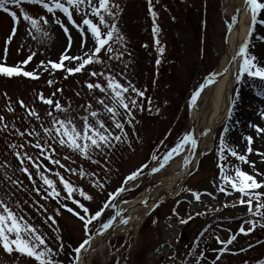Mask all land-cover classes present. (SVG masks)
<instances>
[{
  "label": "rangeland",
  "instance_id": "obj_1",
  "mask_svg": "<svg viewBox=\"0 0 264 264\" xmlns=\"http://www.w3.org/2000/svg\"><path fill=\"white\" fill-rule=\"evenodd\" d=\"M110 2L119 8L112 9L116 13L114 19L106 16V20L116 24L124 39L110 42L113 52L102 49L98 54L101 62L85 65L77 73H68L63 68L53 70L48 61L57 62L61 54L79 55L87 50L93 43L90 33L82 38L60 11L57 10L54 16L41 6L24 0L20 7L34 18L45 17L48 23L40 21L42 31L36 32L23 20L20 8L9 4L10 11L17 13L19 22L15 24L16 33L7 44L5 55V41L14 22L8 13L0 10V57H3L0 63L6 66L20 64L24 70L38 73L37 78L0 75V117L3 118L0 120V202L43 235L46 244L55 253L52 259L57 264H75L77 253L74 249L97 232L102 223L112 218L113 208L118 201L138 198L145 189L156 186L180 168L185 150L154 174L150 173V168L156 164L151 159L152 154L162 158L187 133L193 106L189 104L192 93L204 77L215 72L220 65L227 50L232 12L237 9L236 0H152L158 27L154 35L148 0ZM82 10H86L84 6ZM71 11L73 19L81 23L82 13H77L75 9ZM87 11L88 18L98 23V18L92 16L90 10ZM57 18L68 28L67 34L55 22ZM256 25L264 29V23L258 22ZM256 25L248 39V52L264 66V35L258 33ZM44 32L48 35L44 36ZM68 36H71L70 47ZM82 39L87 41L84 48H81ZM158 47H163L162 53L158 52ZM32 53H35L32 60L23 65L21 62ZM64 63L68 64V61ZM75 63L72 62L73 65ZM92 72L98 75L92 76ZM109 75L119 83L125 86L131 83L145 93L144 97H136L131 89L125 93L126 97L136 98L143 109H132L131 123L124 109H118L116 119L123 123V131L115 127L111 114L104 107V104L112 106L111 90L102 92L98 88L90 90L87 87L89 83H99L107 88L105 77ZM260 91L246 75L239 83L235 81L229 106L231 111L228 110L223 122L216 128L211 149L202 154L197 167L176 194L166 196L151 210L137 235L136 231H130L126 237H109L103 252L106 259L102 260L99 253H94L89 264H258L264 261V227L261 226L264 219L249 214L247 205L239 203L240 194L225 186L220 179L219 166L228 165L229 174H234L231 170L234 166L250 174H253L252 169L248 163H241L231 156L227 149L223 161L218 154L223 136L229 147L247 155L249 161L255 162V168L264 172V159L258 154L264 153V132L258 133L254 127L264 129V95H258ZM41 94L45 100L59 102L61 110L41 100ZM100 100L104 104L99 103ZM20 101H23L24 107ZM211 103L208 98L199 99L198 123L204 114L207 113L209 117ZM9 108L12 110L9 111ZM33 110L36 115L29 114ZM93 111L98 113L95 118L90 115ZM85 116L93 125L96 119L103 121L108 130L121 139H112L110 144L100 148L90 147L87 156L74 151L67 144L60 145V137L55 132L59 125L53 124L54 118L70 120L82 133V117ZM44 129L52 131L45 133ZM197 129L201 131L200 124ZM248 136L252 137V153L247 152ZM64 139L67 140V137ZM37 143L41 145L43 154L41 148L34 146ZM47 157L59 160L65 167L51 163ZM144 164L149 167L124 185L125 177ZM37 166L39 172L55 182L60 192L59 198L48 196L47 185L40 179ZM23 168L28 171H23ZM81 169L85 172L83 177L79 175ZM55 172L92 197L85 200L78 192L73 193V199L89 209V216L108 205L102 216L89 225L87 235L83 221L61 206L67 205L84 215L72 200L66 199L67 193ZM122 185L126 190L110 198L109 194L116 193ZM221 187H226V191H220ZM257 191L264 192V187ZM193 193H198L200 199L197 200ZM193 203L198 205L196 211ZM48 217H52L56 223L53 224ZM162 220L175 221L178 233L167 242L169 248L166 255L149 258L150 253L165 243L160 225ZM181 220L185 222L181 223ZM249 220L256 221L255 228L247 234L241 233V226L246 230L251 227L247 223ZM232 235L236 239L228 245L229 250L220 253L218 250L223 245L218 238L227 240ZM0 264L38 262L16 251L8 253L0 247Z\"/></svg>",
  "mask_w": 264,
  "mask_h": 264
},
{
  "label": "snow or ice",
  "instance_id": "obj_2",
  "mask_svg": "<svg viewBox=\"0 0 264 264\" xmlns=\"http://www.w3.org/2000/svg\"><path fill=\"white\" fill-rule=\"evenodd\" d=\"M23 2L24 0H0V10H3L5 13H8L12 21L14 22V26L11 30V33L5 41V55L7 53V44L11 42L12 37L16 33L15 24L19 22L17 13L15 11H10L8 7L9 4L20 8V13L23 20L26 21L32 29H35L36 32L42 31L40 21H43L44 24L48 23V20L45 17L41 16L39 17V19L34 18L31 14H29L22 7H20ZM26 2L39 5L48 13H52L54 16L57 10L60 11L65 17H67L68 22L78 30L82 38L86 35V33L91 34L93 43L91 47L87 48V50L82 51L79 55L61 54L57 62L48 61L51 66V69L53 70L63 68L68 73L80 72L82 69H84L85 65H88L93 62H101L99 60L98 54L101 52L102 49H105L109 53L113 52V48L110 42L114 40L122 41L124 39L123 36L119 34L116 24L109 22V20H106V16L114 19L116 13H114L112 9L119 8L118 5L111 3L110 0H63V2L62 0H26ZM148 3L149 13L153 17V34L155 35L158 31V27L155 24L156 13L152 10V0H148ZM82 6H84V9L86 10H82ZM72 9H75L77 13H82L83 19L81 23L78 24L73 19L71 11ZM244 9L250 13L251 22L248 26V36L251 37L252 32L254 31V26L257 23V17L261 13V10H264V0H244ZM87 10H90V14L92 16L98 18V23H95L92 19L88 18L89 11ZM239 11L240 9H237V12ZM55 22L61 26V28L66 34L68 33V28L65 27V25L59 18H57ZM236 22L237 17L233 16L232 23L228 26L229 32L231 31L232 24H235ZM260 23H264V20H261ZM84 26H86V28ZM101 26H103L106 31H103ZM29 34H31V32ZM43 34L44 36L48 35L47 32H44ZM86 43L87 41L82 39L81 48H84ZM156 43L157 45H159L158 40L156 41ZM248 44L249 40L246 38L245 41L238 46V51L229 62L231 64V62L235 61L237 57L241 59V62L238 66V70L234 74V79L236 82L239 83L246 75L249 80H252L254 82V86L261 89V91L258 92V95H264V66L256 62L255 56L249 54ZM70 45L71 36H68V47H70ZM157 50L158 52L162 53L163 47H158ZM34 55L35 53H32V55H29L21 63L23 65H27L29 61L32 60ZM2 59L3 57H0V60ZM65 61H68V64H65ZM73 61H76L74 65L72 64ZM158 63L159 60H157V64ZM43 64L44 62L41 61V65ZM227 71L228 69L225 68L223 72H212L206 75L204 77L203 82L192 93L191 100L189 102L190 106L197 103L202 91L208 85L215 83L216 78L218 76H222ZM0 75H3L5 77L21 75L24 77L31 78L38 77V73H36L35 71H26L20 66V64L14 66H6L5 63H0ZM91 75L96 76L98 74L92 72ZM101 75L103 74L101 73ZM105 79L107 80V88L102 87L99 83H89L87 87L90 90L93 88H98L102 92H106L109 89L111 90V107H109L107 104H104L103 100H100L98 102L104 104L106 111L111 114L112 122L114 123L115 127L123 131V123L119 122L116 119L118 115V109H124L126 116L129 117V123H131L130 118L132 117V109H143V105L139 104L136 98L131 96L126 97L125 93H128L129 89H131V92L134 93L136 97H144L145 93L144 91L135 88L133 85H131V83H129L127 86L119 83L114 77L110 75L106 76ZM256 81H259V83L256 84ZM49 83L51 84L52 81H49ZM57 91L60 90L57 89ZM39 98L49 105L54 104V107L57 110H61V104L59 102H54L52 99L45 100L42 94ZM148 103L149 105H151L150 98H148ZM20 104L22 107L25 106L23 101H20ZM89 107L91 106L89 105ZM11 110L12 109L9 108V111ZM230 111L231 109H229V112ZM29 114L36 115L34 110L30 111ZM48 115L51 116V113H48ZM90 115L95 118L98 116V113L93 111L90 113ZM2 119L3 118L0 117V120ZM37 119H39L38 116ZM82 119L84 121V124L83 132L81 133L77 130L74 125H72V122L70 120L66 121L54 118L53 124L59 125V127L55 128V132L60 137V145L63 146L67 144L69 148L73 149L74 151H79V153L83 156H87L90 147L94 146L96 148H100L102 145L110 144V141L112 139H115L117 141L121 139L120 136H114L105 126L103 121L96 119L95 125H93L88 122L87 116L82 117ZM69 125L72 126L69 127ZM254 127H256V131L258 133L264 132V129L260 128L259 126L254 125ZM44 131L45 133H50L52 129H44ZM124 135L126 136L127 134L125 133ZM64 137H67V140H65ZM246 139L249 145V147L247 148V152L252 153V137L248 136L246 137ZM79 141H83V143H80ZM189 144L191 145L192 149H195L197 141L193 138L191 133H185L183 137L176 141L175 145L171 149L167 150L164 153L162 158H158L157 155L153 153L151 159L153 161H156V164L150 168V173L154 174L163 169L175 155H179L185 150V145ZM34 146L37 148H41V145L39 143L35 144ZM225 149H227L228 153L231 156L235 157L237 160H239L241 163H248L252 169L253 174H250L248 171L243 170L239 166H234L231 169L234 174H229V166L221 164L219 166L220 179L223 181L225 186H230V189L232 191L240 194L239 203L241 205H247V211L249 214L253 216H260L262 219H264V212H262V209H264V192L257 191L258 189L264 187V179H257V177H264V172H260L259 170H257L255 168V162L249 161L247 155L238 153L234 148L229 147L225 143L223 136H221L220 147L218 149V154L221 161L225 159ZM41 154H43L42 148ZM258 154L261 155L262 159H264V153ZM29 159L31 158L29 157ZM47 159H49L51 163L59 165L61 168L65 167L63 164H60L59 160H52L51 157H47ZM65 159L68 158L65 157ZM183 163L184 165H187L189 163V158L187 156L183 158ZM37 167L40 179L45 185H47L48 196L54 199L59 198L60 192L57 191L55 182L52 179L48 178V176L44 175L43 172H39V166ZM148 167V164H144L141 166V168H138L136 171L131 172L127 177H125L123 184L126 185L129 181L135 180L139 175L142 174L143 169ZM22 170L25 172L28 171L27 168H23ZM67 171L75 172L76 170L67 169ZM54 175L59 177L60 183L63 185V190L67 193L66 199L72 200V202L83 211L84 215H81L80 212L74 211V209L68 207L67 205L61 206L66 208L68 212L73 213L81 221H83L84 231L87 235L89 232V225L92 223V221L97 220L102 216L104 209L108 207V205L105 204L102 208H100L94 214L89 216V209L85 207L84 204L80 203L79 200L73 199V193L78 192L79 195L85 200H91L92 197L83 189L76 188L74 185H72L59 172H55ZM79 175L81 177L85 175L83 169L79 171ZM125 190L126 189L122 185L116 190V193H110L109 196L111 198L112 196L118 195L120 192ZM220 191H226V187H221ZM193 195L197 200L200 199L198 193H193ZM244 197H247V199H244ZM253 201H255V205H253ZM0 209H2V212H0V247H2L8 253L16 251L22 255H27L28 257H31L35 261H37L38 264H57V262L52 259V256L55 254L53 252V249L46 244L43 235L39 234L37 229L33 225L23 221V217H17L2 202H0ZM173 211H175V209ZM57 214H59L58 210ZM117 215H119V213H117ZM48 219L52 220L53 224L56 223V221L52 217H48ZM114 219L115 217L107 220V222L102 223L98 231L102 233L104 230H107L112 225ZM122 222L127 223L126 220ZM184 222L185 221L181 220V223ZM247 223L250 224L251 227L246 230L243 226H241L239 229L241 233L247 234L248 232H251L256 226L255 220H249L247 221ZM261 226L264 227V224H262ZM57 238L59 239V237ZM235 239V235L230 236L227 240H219L218 238V242L223 245V247H221L218 251L220 253L228 251V245H230ZM90 240L91 236H88L87 239H85L77 248L74 249V251L79 254L81 249H83L85 245L89 244ZM60 248L62 250L63 245H61ZM245 264H247V262H245ZM258 264H264V261H260L258 262Z\"/></svg>",
  "mask_w": 264,
  "mask_h": 264
},
{
  "label": "bare ground",
  "instance_id": "obj_3",
  "mask_svg": "<svg viewBox=\"0 0 264 264\" xmlns=\"http://www.w3.org/2000/svg\"><path fill=\"white\" fill-rule=\"evenodd\" d=\"M237 9L232 12L233 16L237 17V22L232 24L231 31L228 34V40L226 42L227 50L223 55L222 60L215 72H223L225 68L228 69L222 76L216 78V82L208 85L201 93L199 99L208 98L212 101L210 109V115L207 118V113L203 115L201 122L198 123L200 113L196 104L192 106L190 111V125L187 133H191L193 138L196 139L197 145L195 149L191 148V145H185V152L183 158L187 156L189 163L184 165L183 160L181 166L176 170L173 175L167 179L161 181L154 187L145 189L138 198H134L127 201H118L113 208L112 225L104 230L102 233L97 231L92 237L90 243L85 245L77 254V260L75 264H89V260L94 253H99L101 259H106L104 255V245L107 239L113 235H121L126 237L130 231H136L142 226L143 222L147 218V214L153 205L160 199L163 194L168 191V195L176 194L175 189L179 182L184 180L194 169L198 160L202 154L208 152L212 147L213 136L216 128L223 122L229 110L233 87L235 83L234 74L238 70L241 59L237 57L235 61L229 63L231 58L238 51V46L248 39V26L251 22L250 13L244 9V0H236ZM264 20V10L257 17V23L259 20ZM258 33L264 35V29L258 27ZM248 93V92H247ZM200 124L201 131L197 129ZM193 209L196 211L198 205L192 204ZM119 213V215H117ZM111 218V219H112ZM126 220L127 223L122 221ZM163 229V240L165 243L157 248L155 252L150 253L149 258H154L159 255H166L168 252L167 242L172 239L174 235L178 233V227L173 220H162L160 223Z\"/></svg>",
  "mask_w": 264,
  "mask_h": 264
},
{
  "label": "water",
  "instance_id": "obj_4",
  "mask_svg": "<svg viewBox=\"0 0 264 264\" xmlns=\"http://www.w3.org/2000/svg\"><path fill=\"white\" fill-rule=\"evenodd\" d=\"M185 180V179H184ZM184 180H182V181H180L179 182V184H178V186L176 187V188H178L182 183H183V181ZM175 188V189H176ZM169 192L168 191H166L164 194H163V196L160 198V199H158V201L154 204V206H156V204H158L167 194H168ZM211 240H212V237H211V239H210V241L207 243V245H206V247H208V245H209V243L211 242ZM91 241V240H90ZM90 243V242H89Z\"/></svg>",
  "mask_w": 264,
  "mask_h": 264
}]
</instances>
